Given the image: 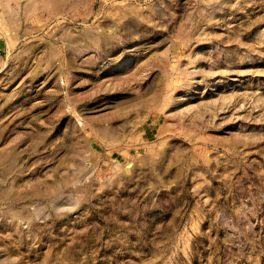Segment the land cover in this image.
Instances as JSON below:
<instances>
[{"label": "rangeland", "instance_id": "1", "mask_svg": "<svg viewBox=\"0 0 264 264\" xmlns=\"http://www.w3.org/2000/svg\"><path fill=\"white\" fill-rule=\"evenodd\" d=\"M0 264H264V0H0Z\"/></svg>", "mask_w": 264, "mask_h": 264}]
</instances>
